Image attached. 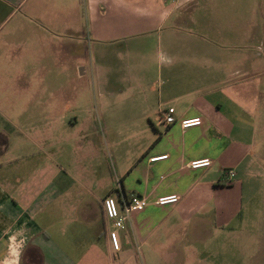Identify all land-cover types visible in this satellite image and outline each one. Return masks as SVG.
Returning a JSON list of instances; mask_svg holds the SVG:
<instances>
[{
    "label": "crops",
    "instance_id": "1",
    "mask_svg": "<svg viewBox=\"0 0 264 264\" xmlns=\"http://www.w3.org/2000/svg\"><path fill=\"white\" fill-rule=\"evenodd\" d=\"M78 4L85 11L73 0H0V264H225L235 257L222 248L242 244L249 264H264V114L256 123L247 87L230 86L215 51L158 53L143 39L118 49L127 38L158 30L157 39L170 42L175 22L227 16L216 9L232 2ZM86 37L89 59L76 64L78 77L94 66L114 79L125 69L151 67L164 85L156 96L130 102L138 120L158 115L164 123L166 109H174L175 123H151L154 139L121 165L110 160L108 143L94 139L88 103L61 94L68 83L60 80V63L47 59H73V42ZM225 86L242 90L231 97ZM194 117L202 125L182 131L178 121ZM104 119L101 130L108 132ZM162 155L167 158L148 161ZM204 158L212 161L209 168L187 169ZM228 170L235 178L224 186ZM171 194L179 197L175 205L129 213L117 230L119 250L112 249L106 197L122 214L131 195L154 200Z\"/></svg>",
    "mask_w": 264,
    "mask_h": 264
},
{
    "label": "rangeland",
    "instance_id": "2",
    "mask_svg": "<svg viewBox=\"0 0 264 264\" xmlns=\"http://www.w3.org/2000/svg\"><path fill=\"white\" fill-rule=\"evenodd\" d=\"M82 0H73V5H78ZM215 1V0H214ZM219 2H232L231 7L216 9L217 12H224L225 15H218L211 21L203 22L197 20H189L187 25H183L177 21L174 24V31H171L170 42L157 34L149 36H137L133 39H126L127 45H122L123 51L131 49L132 46L139 42L138 39L148 41V48L152 51L161 53L168 49H191L196 48L205 51L216 52L223 63V78L230 79L231 85H244L248 91V95L252 96V100L256 102L254 111L256 113V123L259 121L260 114H264V0H216ZM19 10V9H18ZM17 10V11H18ZM20 10L19 14L22 13ZM85 15V13H83ZM213 17V16H212ZM219 19V20H218ZM212 21H215L213 23ZM12 24V22H9ZM7 25L8 27L11 25ZM163 27L162 29H165ZM8 28L1 31L2 34ZM1 34V35H2ZM85 40V41H84ZM83 41L73 42V59L63 57L61 62L48 56V60H53V64L60 63V80L68 83L66 87L61 89L63 96H75L77 99H83L90 107L89 113L93 118V125L96 130L94 139L102 144L108 143V154L110 160H114L122 164L123 160H130L135 155V148H140V144L150 143L155 136L151 123L158 124L163 127L164 123L159 116H153L152 119L138 120L136 107L130 103L134 99L144 97H154L158 94L164 85V79L158 77L154 69L148 67L145 71L130 73L123 71L116 73L117 78L112 76H104L101 71H97L95 66L93 69H87L82 77H78L80 67L76 64H84L88 61L89 53H87V37ZM81 43V44H80ZM77 52V54L75 53ZM76 54V56H75ZM79 54V55H78ZM79 58H76V57ZM163 58L168 57L165 52ZM217 58L215 61L217 62ZM215 62V63H216ZM71 64L67 67L66 64ZM4 62L0 61V68L4 67ZM206 66V65H205ZM107 74V73H105ZM185 76L195 73H182ZM57 75V73L55 74ZM59 78V77H58ZM104 79V81H103ZM57 80V78H56ZM224 93L230 92V96L236 95V92L242 88L229 89L226 86L222 88ZM2 94L6 90L1 91ZM237 96V95H236ZM127 100L126 103H123ZM111 115V119H104L102 114ZM263 111V112H262ZM108 117V116H106ZM108 125V132L101 130L102 122ZM260 119V118H259ZM104 138V140H103ZM102 143V144H101ZM104 155L106 153L104 152ZM124 157V159H123ZM243 245V244H242ZM242 245L233 248H222V252L229 251V255H234L231 259L232 263L225 264H249L245 259V248Z\"/></svg>",
    "mask_w": 264,
    "mask_h": 264
},
{
    "label": "built area",
    "instance_id": "3",
    "mask_svg": "<svg viewBox=\"0 0 264 264\" xmlns=\"http://www.w3.org/2000/svg\"><path fill=\"white\" fill-rule=\"evenodd\" d=\"M162 120L165 125L169 126L175 123L174 119V109L168 108L166 109ZM178 125L182 131L200 127L202 125V120L200 117H194L191 119H182L178 121ZM167 158L166 155L151 157L149 158V162H157L161 160H165ZM212 165V161L208 158L192 160L187 163L186 167L189 170H198V169H207ZM235 178V173L231 170L224 172V178L222 180V185L230 186L233 179ZM179 201V197L176 194L164 195L155 198L154 200H149L146 197H140L136 195H131L128 201H125L123 204V212L122 214L119 211L118 205L116 201L111 197H106L102 202L103 212L105 218L111 224V230L108 232V239L110 245L113 250H119V242L117 236V230H122L124 228V221L127 218V215L132 212H140L144 210L149 205H153L156 207H165L170 205H175Z\"/></svg>",
    "mask_w": 264,
    "mask_h": 264
}]
</instances>
